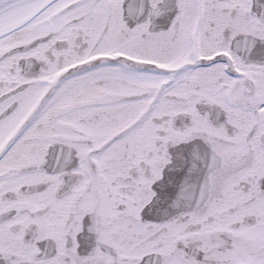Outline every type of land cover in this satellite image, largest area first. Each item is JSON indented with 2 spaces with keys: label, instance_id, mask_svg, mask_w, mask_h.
Returning <instances> with one entry per match:
<instances>
[{
  "label": "snow or ice",
  "instance_id": "obj_1",
  "mask_svg": "<svg viewBox=\"0 0 264 264\" xmlns=\"http://www.w3.org/2000/svg\"><path fill=\"white\" fill-rule=\"evenodd\" d=\"M0 264H264V0H0Z\"/></svg>",
  "mask_w": 264,
  "mask_h": 264
}]
</instances>
